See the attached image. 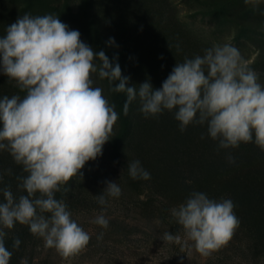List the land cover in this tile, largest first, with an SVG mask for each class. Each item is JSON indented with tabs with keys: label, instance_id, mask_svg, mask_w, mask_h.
Segmentation results:
<instances>
[{
	"label": "rangeland",
	"instance_id": "374dc122",
	"mask_svg": "<svg viewBox=\"0 0 264 264\" xmlns=\"http://www.w3.org/2000/svg\"><path fill=\"white\" fill-rule=\"evenodd\" d=\"M25 13L53 14L69 30H78L82 42L119 64L122 76L129 77L126 86L138 88L147 80L158 89L176 63L224 43L241 50L264 85V15L244 0H0V37ZM109 38L114 44L108 43ZM92 79L93 87H101L115 105L119 118L102 155L80 170L82 179L74 176L63 186L70 188L67 194L56 193L57 199L65 200L72 219L89 233V244L77 256L64 259L29 231L21 260L27 258L28 264H264L256 247L258 198L251 194L257 187L264 189V150L254 138L236 148H219L206 124H190L182 132L175 109L145 117L138 99L124 115L126 94L109 91V81L97 73ZM14 94L25 95L0 71V98ZM133 160L150 173L149 180L129 176L127 165ZM24 175L10 153L0 150V176H7L13 193L18 192L16 177ZM106 180L117 182L122 193L100 205L96 195L102 193ZM5 186L0 184V189ZM193 191L216 201L231 199L240 222L228 244L206 257L195 251L192 242L185 243L183 228L171 215ZM100 215L109 221L106 229L93 223ZM165 231L179 235L181 244L163 241ZM100 233L103 238L97 240Z\"/></svg>",
	"mask_w": 264,
	"mask_h": 264
},
{
	"label": "clouds",
	"instance_id": "9594fccd",
	"mask_svg": "<svg viewBox=\"0 0 264 264\" xmlns=\"http://www.w3.org/2000/svg\"><path fill=\"white\" fill-rule=\"evenodd\" d=\"M244 3L264 15L260 10L264 0ZM108 43L114 44L113 38ZM0 71L25 93L0 98V150L8 151L27 173L16 177L19 196L11 185L0 189V264H9L13 255L5 243L6 230L17 223L28 226L46 248H54L64 259L77 256L89 244V233L72 219L65 200L57 199L56 193L67 194L70 188L63 186L74 176L82 179L80 170L102 155L119 118L103 89L93 87V73L109 81V91L126 94L124 115L138 99L145 117L175 109L182 132L190 124H206L219 148H236L254 138L264 150V85L251 61L232 43L214 44L202 56L176 63L158 89L147 80L137 88L126 86L129 77L122 76L119 64L82 42L78 30H69L53 14L25 13L0 37ZM227 159L235 162L231 155ZM127 166L132 179L151 178L139 160ZM7 171L11 174V169ZM104 183L96 195L100 205L122 193L117 182ZM233 209L231 199L216 201L193 191L171 215L182 226L185 243L192 242L195 251L206 257L225 247L239 227ZM93 223L106 229L109 221L100 215ZM102 238L100 233L97 240ZM162 240L181 244V237L169 231ZM20 243L14 237L12 248L18 249ZM21 264H28L27 258Z\"/></svg>",
	"mask_w": 264,
	"mask_h": 264
},
{
	"label": "trees",
	"instance_id": "16d2710c",
	"mask_svg": "<svg viewBox=\"0 0 264 264\" xmlns=\"http://www.w3.org/2000/svg\"><path fill=\"white\" fill-rule=\"evenodd\" d=\"M3 179L0 180V184L4 183V185L9 184L7 176H2ZM21 194L20 191L15 192L14 195L19 196ZM26 194V193H25ZM251 194L256 195L258 198L257 200V215L259 216V222L257 225V228L255 229L257 243L256 247H258V252L262 257V260L264 261V189L257 187L252 190ZM0 202H3V194L0 192ZM18 228L15 231H8V236L6 237L5 243L6 246L10 251H12L13 255L11 256V259L9 261V264H21V258H22V249L24 244V237L29 232L28 226L21 225L19 223ZM14 237H18L21 241L18 249L12 248V240Z\"/></svg>",
	"mask_w": 264,
	"mask_h": 264
}]
</instances>
